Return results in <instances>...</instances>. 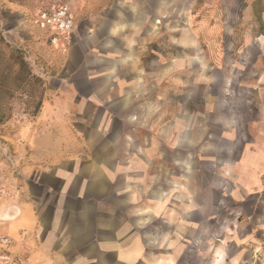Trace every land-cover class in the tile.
I'll list each match as a JSON object with an SVG mask.
<instances>
[{
  "label": "crops",
  "instance_id": "obj_1",
  "mask_svg": "<svg viewBox=\"0 0 264 264\" xmlns=\"http://www.w3.org/2000/svg\"><path fill=\"white\" fill-rule=\"evenodd\" d=\"M74 1L69 46L49 44L63 51L50 72L31 64L36 94L0 125L10 251L23 264H264V61L206 77L173 11L187 0ZM10 15L17 40L24 19Z\"/></svg>",
  "mask_w": 264,
  "mask_h": 264
},
{
  "label": "rangeland",
  "instance_id": "obj_2",
  "mask_svg": "<svg viewBox=\"0 0 264 264\" xmlns=\"http://www.w3.org/2000/svg\"><path fill=\"white\" fill-rule=\"evenodd\" d=\"M0 1H2L0 5V38H2V41L0 40V125H2L12 118L22 119L21 109L16 104L21 102L22 97L30 98L37 92L36 84L23 85L27 77L36 78V75H31L33 66L31 64H45L42 71L50 72L49 62L55 57L61 59L58 55H62L63 51L51 48L46 33L34 26L35 15L41 9L62 3H67L74 11H78V6L74 0ZM7 1H12L16 5H9ZM250 1L253 3L250 4ZM262 7L264 9L258 0H187L183 5L175 7L173 11L186 15L189 19V28L198 34L189 37V60L198 62L199 71L204 72L206 77L212 76L217 69H220L221 76L226 77L230 71L228 68L230 64L264 61ZM12 12L22 15L26 27L24 28L26 33L20 35L21 38L17 40L7 36L3 30L4 21L12 16L10 15ZM171 39L177 42L179 38ZM25 108L30 107L26 105ZM0 140H2L1 136ZM5 168V165L0 163V175L5 173Z\"/></svg>",
  "mask_w": 264,
  "mask_h": 264
},
{
  "label": "built area",
  "instance_id": "obj_3",
  "mask_svg": "<svg viewBox=\"0 0 264 264\" xmlns=\"http://www.w3.org/2000/svg\"><path fill=\"white\" fill-rule=\"evenodd\" d=\"M37 29L46 33L47 42L61 50L67 49L74 34L75 18L71 7L67 3L41 9L33 19ZM3 190L0 184V199ZM12 240L8 236H0V264H23L10 251Z\"/></svg>",
  "mask_w": 264,
  "mask_h": 264
},
{
  "label": "trees",
  "instance_id": "obj_4",
  "mask_svg": "<svg viewBox=\"0 0 264 264\" xmlns=\"http://www.w3.org/2000/svg\"><path fill=\"white\" fill-rule=\"evenodd\" d=\"M0 40L2 41V38H0ZM23 64V62H21Z\"/></svg>",
  "mask_w": 264,
  "mask_h": 264
}]
</instances>
